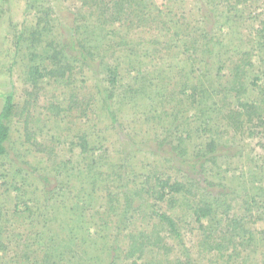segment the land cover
I'll return each mask as SVG.
<instances>
[{
  "label": "trees",
  "instance_id": "obj_1",
  "mask_svg": "<svg viewBox=\"0 0 264 264\" xmlns=\"http://www.w3.org/2000/svg\"><path fill=\"white\" fill-rule=\"evenodd\" d=\"M46 1L35 0L43 8L37 13L40 17L35 21L36 27L44 21L48 24V18L52 20ZM80 1L88 12L84 15L86 21L92 23L87 35L77 34L79 17L75 16L73 22L76 25L71 27L64 44L55 40L49 28L44 32H48V39L41 30L32 31L33 27L26 36L23 32L17 36V43L33 42L36 46L42 42L40 50L46 64L34 62L28 71L34 85L46 77L62 82L67 72L70 84V72L82 68L91 70L99 85L94 84V89H90L80 102L76 97L68 99L66 105L61 102L45 107L48 112L43 117L49 118L51 129L46 142L44 139L36 145L50 163L39 173L36 170L27 172L25 179L20 181L25 183L29 177L38 181L41 192L48 197L49 204L52 203L50 206L56 219L47 223L43 217H38L34 224L28 223L41 210L40 203L20 198L22 200L14 205L13 214L23 215L26 223L9 226V221L1 222L0 218V264L7 257L11 264H62L64 244L60 241V249L56 240L63 229L59 227V231L53 233L51 228L61 220L60 208L80 213L93 206L96 207L92 215L95 229L103 230L101 226L105 221V225L111 221L125 225L122 229L128 243L115 249L121 250L127 264H264V254L260 253L264 247V230L259 232L263 236L256 239L246 227L251 219L252 223L264 221V191L254 195L236 191L244 173L234 175L224 167L236 155L229 154L228 143L246 142L245 139L257 137L260 147L264 143V20L258 24L262 28L255 30L253 27L246 35L239 33L237 27L235 31L231 26L227 32L222 29L225 26L222 24L240 22L243 11L250 9L256 0H219L222 7L217 16L216 7L211 14L213 2L207 0L205 12L200 13L202 8L199 12L202 26H205H197V31L196 26L180 22L184 18H177L178 12L173 8L176 0H166L162 9L152 0ZM5 2L7 0H0V15ZM31 3L33 1L28 0V6H32ZM126 6L129 9L125 10ZM217 17H224L221 24ZM211 18L216 23L207 24V19ZM127 24L133 25L135 31L155 27L154 31L168 34L175 30L164 42L159 40L157 33L148 46L130 42L145 49L142 57L151 56L148 62L139 60L126 64L129 72L134 70L136 77L140 76L135 79L134 87L121 83L118 66L109 63L111 59L119 61L124 53L118 57L107 55L100 45H88L87 37L94 32V37L105 39L107 33L102 35L105 27L118 25L115 28L120 29ZM253 32L256 34L252 35ZM179 35L180 39H177ZM119 37L120 42H127L121 35ZM120 42L115 46L121 45ZM134 49L132 45L126 47L129 54L135 52ZM27 50L29 57L34 48L29 46ZM179 55L188 58L179 59V64L170 61ZM35 58L30 59L33 62ZM155 61H161V64L156 65ZM98 65L101 68L97 69ZM224 68L227 77L219 75ZM16 107L12 94L4 96L0 107V159L9 154L10 122ZM128 113L133 115V121L119 119V114ZM62 115L68 118L67 122ZM69 121L72 124H68ZM102 123H107L104 128L114 130L110 135L118 136L117 152L110 154L109 148L103 147L106 137L100 135L104 129ZM142 125L146 126L147 133H151L152 139L148 140L151 143L138 137L140 134L129 133L130 129ZM27 127L25 121L23 128L29 139L31 134ZM173 140L174 146L166 148ZM62 144L75 153L78 151L81 159L78 161L87 162L90 171L83 172L80 166H65L64 160L54 159L52 155L55 156ZM262 148L264 152V146ZM135 153H148L156 158L152 163L146 162L144 173L131 167L130 156ZM113 154L117 163L113 165L108 158L112 164L109 163V167L100 161L102 158H97ZM259 169L250 175L252 179L258 176L253 182L260 181ZM53 175L57 182L51 185L49 178ZM68 177H77V190L71 186L64 191V184L73 182ZM21 189H24L22 185L15 184L16 192ZM60 194L61 199L68 200L57 199ZM118 196L121 203L115 205ZM135 201L137 207L131 213L120 211L116 219L110 218L109 211L116 209L115 206L129 209ZM108 204H112V208H107ZM162 205L170 210L180 209V215L161 212L159 207ZM141 213L145 217H141ZM155 218L157 222L149 227L148 222H154ZM73 220L76 219L70 222ZM179 221L197 226V239L189 247L178 229ZM39 224L43 225L42 231ZM85 224L89 225L90 221ZM72 226L79 230L83 224L74 222ZM17 229L20 233H16ZM146 253L152 256L151 259L144 258ZM72 255L76 256L75 253Z\"/></svg>",
  "mask_w": 264,
  "mask_h": 264
},
{
  "label": "rangeland",
  "instance_id": "obj_2",
  "mask_svg": "<svg viewBox=\"0 0 264 264\" xmlns=\"http://www.w3.org/2000/svg\"><path fill=\"white\" fill-rule=\"evenodd\" d=\"M29 1H33V3H31L32 6H28V0H7V2H5L4 4L3 14L0 15V107L4 96L8 94H12L14 96V101L17 105L15 113L10 122L11 143L9 145V154L0 159V212L2 213L0 215V218H2L1 222L9 221V226L13 224L20 225L22 223H26V221L23 220V215L17 216L13 214L14 205L16 202L19 203L20 200H22L20 198L33 199L34 202L40 203L39 207H41V210L39 212L37 211V213L30 218V221H28V223L34 224L38 217V219L43 217L45 219L43 221L47 223H53L55 221V211L50 206L52 203L50 202L49 204L48 197L43 195V193L41 192V185L38 183V181L34 180L31 177L27 178V182L25 183L21 182L20 180L25 179V175L27 172L32 173L33 170H36L37 173H39V170L41 168L47 167L48 163H50L49 161H47L48 158L42 153V149L36 145H39V143L44 139L45 140L43 142H46V136L49 135V131L51 129V124H49L48 120L49 118L43 117L44 114L48 112L45 107L49 108V104H58L61 102L62 105H66L68 99H75L76 97L79 98L80 102L83 97H86L89 94L88 92L90 91V89H94V84L99 85L96 82V76L91 75V70H87L86 68H82L81 70L76 69L70 72V84H68L67 82V77L69 75V72H67L63 76V79H61L62 82L54 81L53 79L46 77L43 80H40L38 83L35 82L34 85V81L28 75V71L30 68L29 66L34 62H37L39 64H46V60H42L43 54L40 50V44H42V42H38L36 46L32 45L33 42H28V44H26L25 42L17 43L18 34L23 32V35L26 36L30 31V28L32 27V31L41 30L42 33L47 30L46 28H49L51 30L48 31L52 36H54L55 40L58 39L61 44H64V42L68 38V32L71 30V27H74L75 23L73 22V19L75 16L77 18L79 17V20L77 22V34L81 37L89 33L92 23L86 21L84 15L87 16L88 12L85 10L80 0H47L45 4H48L50 6L49 10L52 12V20L48 18V24L44 21L41 22L39 27H36L35 21H38V18L40 17L38 15L39 11H42L43 8L42 5H40L39 2H35V0ZM152 1L153 4L159 9H162V6H164V4L166 3V0ZM174 1L175 0H173V2ZM176 1L177 2L175 3L173 8L176 12H178L177 18H184L181 19L180 22L183 21L189 23L191 27L205 26V24H203L202 26L203 22L199 18V12L200 8H202L200 13L205 12V2H207V0ZM211 1L213 2V4L210 8V12L211 14H213L212 9L216 7L215 15L217 16L219 15V12L221 10L222 3L219 0ZM126 9H129V7L126 6L125 10ZM223 10H226V8L223 7ZM222 18L224 17H217L216 20L221 24L223 21ZM260 20H264V0H256V2H254L253 6L250 9L243 11L240 22H237L236 24H222L225 25L222 29L227 32L228 27L231 26L233 31H235V27H237L240 30L239 33L246 35L248 31L253 27L255 30L262 28L258 25ZM212 23H216V21H214V19L212 18L207 19V24L212 25ZM117 26L118 25H114L113 27H105L102 30L103 32L101 31L102 35L107 33L105 39H98L94 37V32L93 34L88 35V45H90L91 47L100 45L101 50L106 52L107 55L112 56L113 54V56L115 57H118L122 53H124L119 61H114L113 59H111L109 60V63L112 66H118L121 83L128 86L132 85V87H134L136 82L135 79L139 78L140 76L136 77V72L134 70H131L129 72V68L126 64L132 61L137 62L139 60H145L144 62H148L151 59V56L142 57L145 49L140 46L133 45L130 42H140L142 43V46H148L154 39V35L156 33L158 34L159 40L161 42H164V39L169 38L173 33H175V30L172 29L167 34L165 31L161 33L160 31H154V29H156L155 27L151 28V30L145 29L142 31H135L136 29H134L133 25L127 24L123 27H120V29H116L115 27ZM198 27L195 31H197ZM136 32H138V34ZM255 34L256 33L253 32L252 35ZM48 35V32L44 33V38L48 39ZM120 35L124 38L123 40L127 42H120ZM177 39H180V35L177 37ZM119 42L121 45L115 46ZM130 45L136 48L134 49L136 51L133 53H137V55L133 53L129 54V52L126 50V47H129ZM29 46H31V48H34V50L33 53L28 57V53L30 52L27 50V48ZM43 47H45V45H43ZM115 47H117L116 52L113 53ZM65 53H68V51L65 50ZM35 56L36 58L32 62L30 58ZM164 58H166V60L168 61L170 60V57L164 56ZM187 58L188 57L186 56L179 55V57L172 58L170 61H174V63L179 64L181 63L179 59L186 60ZM207 61H210V59L207 58ZM155 63L156 65H160L161 61H155ZM152 65H154V61L152 62ZM98 68H101V66L98 65L97 69ZM226 69L228 70L227 67ZM226 69L224 68L219 73V75L227 77L228 72ZM253 96L254 94L251 95V97ZM124 111L125 110H123L122 112ZM191 113L192 110L189 114ZM77 115L79 114L77 113ZM61 117L64 122H67V117H65L64 115H62ZM119 119L124 122H131L134 120V117L129 113L124 115L119 114ZM25 121L28 122L27 130L29 131V134H31V137L29 139H27L25 134L26 128H23ZM68 124H72V122L69 121ZM75 124H77V120L75 121ZM101 126V128H104L107 126V123H102ZM130 130L131 131L129 133L133 134L134 136L136 134H140L138 137L143 138L148 143L152 142L148 141L152 139V135L151 133H147V128L145 125L136 126ZM111 132H114V130L108 128H104L100 132V135L106 137V139L103 141V147L109 148L111 152L110 154H112V152L118 151V144L116 142L118 136L110 135ZM50 133H52V131ZM69 133L73 134V132L71 131H69ZM122 135L123 137L126 136L125 133H123ZM201 138L205 137L203 136ZM245 140L246 142L239 141L234 144H227V147H230L229 154L233 153L234 155H236L233 157V159L227 162L224 167H228V169H230L228 171H230V173H233L234 175L241 176V173H244L242 174L244 175V178H242L241 180V185H238V187H236V191H242L246 192L247 194L254 195L253 193H260L264 191V158H261L263 157L264 153L262 148V146H264V143L260 147L259 137ZM174 144L175 142L173 140V143L167 145L166 148L173 147ZM67 147L68 146L64 144L59 146L55 156L52 155L53 158L64 160L65 166L76 165L78 167L80 166L83 172L88 171L89 166L86 165L87 162L85 163V161H78L80 159V155H77L78 151H76L75 153ZM113 155L107 156L105 158L104 156H97V158H102V160L100 161L103 162L106 167H109V159L112 160L113 165H116L117 163L115 161L117 160V158L115 154ZM153 158L155 157L149 156L148 153L132 154L130 156L131 167L132 169H134V171L144 173L143 171L148 165L146 162H154ZM257 169H259L258 172L261 171L259 172V183L258 180L253 182V180L258 179V176L254 179L250 178V175H252L253 172L257 171ZM49 180L51 181V185H54L57 182L54 175L50 177ZM68 180L73 182H66L63 188L64 191H66L71 186L75 187L77 190V177L74 179L68 177ZM83 180H85V178H83ZM141 180H143V177H141ZM15 184H17L18 186L22 185V187H24V189H21L20 191L32 193H25V195H22L20 191L16 192L14 190ZM212 189L216 190L217 188ZM61 195L62 194H60L57 199H61ZM67 200L61 199L60 201L66 202ZM114 202L115 205L116 203H121V197H116ZM112 204H108L107 208H110V205ZM19 205H21L22 208V203H20ZM130 207L131 208L127 209V207L123 208L122 206H115L116 209H113L112 212L109 211L110 218H112L113 220L116 219L115 217L118 216V213L120 211L131 213L132 210L136 209L137 202L135 201ZM95 208V206L88 207V209L85 208V211H82L80 213L78 211L73 213L71 209L63 210L60 208L61 220H58L59 224L54 223L55 225L51 226V228L53 233L59 231V227H62L63 229L61 232V236L56 240L59 241L60 249L61 243L64 244L65 253L61 261L62 264L128 263V261L124 260V256L121 253V250L115 249L118 245H125L126 243H128V237L124 238V230L122 229L125 227V225L123 223L117 224L113 221H111V223H108V225H105V221L104 225L101 226L103 227V230L100 231L99 229H95L94 225L92 224V215L94 214ZM159 208L162 209L161 212L171 214L173 216V213L176 212V215H180V209L170 210V207H167L165 205H162ZM26 216L27 215H24V217ZM140 216L145 217L143 213H141ZM74 218L76 219L73 220L74 222L83 224V226L79 230H74L72 226V223L74 222H70L71 219ZM136 218L139 217L136 216ZM251 220L246 224V227L251 231V233H253V236L256 237V239H260L264 235V233H262L263 235L259 233L264 230V221L258 220L257 222L252 223ZM88 221H90V224L86 225L85 223H87ZM188 221H190V219ZM146 222L148 221L146 220ZM155 222H157L156 218L154 222H148L149 227H153V223ZM136 224H138V222H136ZM177 226L181 236L183 237V241L189 247L190 244L195 242V240L197 239L196 236H198V232L195 231V228L197 227L196 224L190 223V225H188L184 224L183 221H179ZM42 227L43 225L39 224L40 231H42ZM31 230L33 231L32 228ZM70 230L73 233H70ZM16 233H20V231L17 229ZM72 253H75L76 256L74 257ZM260 253L264 254V247ZM151 257L152 256L149 253H146L144 258L149 260L151 259ZM259 257L260 255H258V258ZM31 258L32 257H30V259ZM3 264H11L10 259L8 257L5 258L3 260Z\"/></svg>",
  "mask_w": 264,
  "mask_h": 264
}]
</instances>
